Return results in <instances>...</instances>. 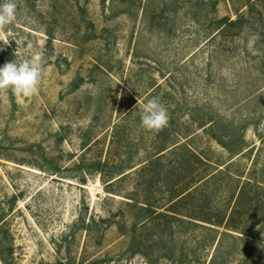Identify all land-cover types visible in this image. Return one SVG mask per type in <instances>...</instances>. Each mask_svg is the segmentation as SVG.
<instances>
[{
    "label": "rangeland",
    "instance_id": "rangeland-1",
    "mask_svg": "<svg viewBox=\"0 0 264 264\" xmlns=\"http://www.w3.org/2000/svg\"><path fill=\"white\" fill-rule=\"evenodd\" d=\"M15 2L0 67L45 73L28 98L0 90V264H264V212L239 233L141 230L129 207L164 204L183 144L224 172L203 191L211 207L229 209L235 179L264 186V0ZM153 97L159 132L141 126Z\"/></svg>",
    "mask_w": 264,
    "mask_h": 264
},
{
    "label": "trees",
    "instance_id": "trees-1",
    "mask_svg": "<svg viewBox=\"0 0 264 264\" xmlns=\"http://www.w3.org/2000/svg\"><path fill=\"white\" fill-rule=\"evenodd\" d=\"M225 24L228 28L236 27L240 24V19L235 22L226 20ZM186 149L187 146L184 144L179 148H174L173 152L179 155L177 167L182 168L183 172L181 175L171 172L176 175V178L167 192L164 204H160L161 206L135 202L129 204V207L143 211L146 214V218H142L139 223L141 230H146L159 220L157 228L161 226L160 222L162 221L165 224H172L171 221H175L188 227H205V225H208L239 233L238 231L247 225L246 217L249 214L256 217L257 214L264 212V186L251 180L246 182H242L241 179L234 180L239 185L238 190L231 197V205L226 211L218 210L219 207H211L209 203L207 204V201H209L207 199L208 195H206L207 192L203 191L209 187L211 182L224 175V172L215 165H204L205 159L201 155L193 152L190 156L184 154L183 152ZM160 153L154 155L152 160L149 159L145 165L152 167L155 164L163 163L160 160L164 156ZM105 165H108L107 161L98 162L97 171L102 173ZM192 167H194V170L189 174L188 171ZM212 168H216V170ZM173 170L175 172V169ZM132 229L134 233L140 231L135 226ZM256 241L258 242L260 239L256 238ZM182 252H185L184 249H182Z\"/></svg>",
    "mask_w": 264,
    "mask_h": 264
},
{
    "label": "clouds",
    "instance_id": "clouds-1",
    "mask_svg": "<svg viewBox=\"0 0 264 264\" xmlns=\"http://www.w3.org/2000/svg\"><path fill=\"white\" fill-rule=\"evenodd\" d=\"M17 4L15 0H5L0 4V32L16 20ZM258 34L250 37L249 50L257 54L254 43ZM45 73L44 62L23 59L20 62H8L0 67V90H9L16 96L28 98L38 92L39 85ZM119 98V97H118ZM141 126L150 132H159L168 125L169 114L158 97L149 99L140 113ZM264 131V122L260 124Z\"/></svg>",
    "mask_w": 264,
    "mask_h": 264
}]
</instances>
